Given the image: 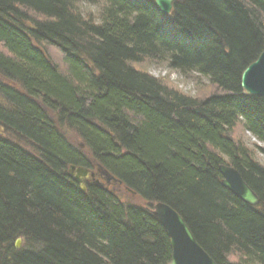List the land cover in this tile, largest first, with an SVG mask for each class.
<instances>
[{
    "label": "trees",
    "instance_id": "16d2710c",
    "mask_svg": "<svg viewBox=\"0 0 264 264\" xmlns=\"http://www.w3.org/2000/svg\"><path fill=\"white\" fill-rule=\"evenodd\" d=\"M112 5L97 26L74 0H0L11 53L0 50V264H168L154 203L214 263L236 244L245 264H264V98L240 85L264 52V0H175L169 15L153 0ZM145 63L209 89L191 96ZM222 165L256 206L220 185ZM71 166L100 167L110 182L81 192ZM119 185L149 208L121 201Z\"/></svg>",
    "mask_w": 264,
    "mask_h": 264
},
{
    "label": "water",
    "instance_id": "95a60500",
    "mask_svg": "<svg viewBox=\"0 0 264 264\" xmlns=\"http://www.w3.org/2000/svg\"><path fill=\"white\" fill-rule=\"evenodd\" d=\"M174 2L175 0H154L155 6L165 15L171 13ZM241 74L240 85L242 91L250 96L264 98V52ZM99 168H97L98 172L109 183L110 179L107 178V173ZM219 173L222 176L220 185L234 197L249 206H256L259 203L257 195L245 184L241 175L232 167L222 165L219 167ZM67 176L71 181L76 182L81 192L85 191L84 180L94 178V174L89 169L74 166L68 168ZM94 183L99 187L102 186L99 182ZM151 211L152 215L167 232L171 244L172 255L168 264H216L195 241L187 224L175 210L164 203H154ZM19 247L20 239L15 244L16 249H19Z\"/></svg>",
    "mask_w": 264,
    "mask_h": 264
},
{
    "label": "rangeland",
    "instance_id": "374dc122",
    "mask_svg": "<svg viewBox=\"0 0 264 264\" xmlns=\"http://www.w3.org/2000/svg\"><path fill=\"white\" fill-rule=\"evenodd\" d=\"M92 2H95V0H92ZM91 18V16H89ZM92 19V18H91ZM28 25V23H26ZM138 68H141L143 70H146L148 73L152 74L153 76H160L164 79V82L169 84L170 86L177 88L178 90L185 92L191 96H201L204 93H206L208 87V81L203 76H196L194 74H191L189 76H181L180 74H177L173 71H170L169 69L155 67L152 64L145 63L143 66H137ZM207 81V82H205ZM66 134V132H65ZM73 137V136H72ZM73 140V139H72ZM243 140H245L246 144L249 143L248 137H243ZM252 141L250 142V147L252 146ZM77 146H80L78 142L76 143ZM75 144V145H76ZM253 149V148H252ZM257 161L259 162V158H263L260 155H257ZM90 162H92V159H89ZM264 165V164H263ZM92 172L95 171L97 173L96 167L93 169H89ZM68 172V171H67ZM116 192V194L119 195L120 200L123 201L125 204H131L135 205L136 207H141L144 209H148L149 204L140 198L134 196L133 194L126 192L122 186L119 185V187L113 186L111 188ZM16 243V242H15ZM22 241H20V247L22 246ZM19 247V248H20Z\"/></svg>",
    "mask_w": 264,
    "mask_h": 264
},
{
    "label": "clouds",
    "instance_id": "9594fccd",
    "mask_svg": "<svg viewBox=\"0 0 264 264\" xmlns=\"http://www.w3.org/2000/svg\"><path fill=\"white\" fill-rule=\"evenodd\" d=\"M112 6V0H95V2H92V0H74L73 10L85 21H88L89 16H91V23L100 26L105 22V10ZM32 14L35 15V13ZM136 16V12H131L128 15V19L132 21ZM39 18L44 19L42 16ZM0 50L11 55V53H7V49L4 48L3 40H0ZM259 163L264 164V158H259ZM225 259L227 264H245V262L249 260V257L239 248L238 245L233 244L225 254Z\"/></svg>",
    "mask_w": 264,
    "mask_h": 264
},
{
    "label": "flooded vegetation",
    "instance_id": "af4514ba",
    "mask_svg": "<svg viewBox=\"0 0 264 264\" xmlns=\"http://www.w3.org/2000/svg\"><path fill=\"white\" fill-rule=\"evenodd\" d=\"M100 178H103V177L97 171V173L94 172V178L93 179L88 178V179L84 180V182H92V183H94V182H100L101 181Z\"/></svg>",
    "mask_w": 264,
    "mask_h": 264
},
{
    "label": "bare ground",
    "instance_id": "6f19581e",
    "mask_svg": "<svg viewBox=\"0 0 264 264\" xmlns=\"http://www.w3.org/2000/svg\"><path fill=\"white\" fill-rule=\"evenodd\" d=\"M153 1H154V0H153ZM80 168H81V167H80ZM83 168H85V167H83ZM97 168H99V167H97ZM97 168H96V169H97ZM86 169H87V168H86ZM90 171H91V170H90ZM97 171H98V169H97ZM91 172H92V171H91ZM94 172H95V171H94ZM94 172H92V173L94 174ZM221 178H222V176H221ZM85 183H86V182H84V186H85ZM17 241H18V240H17ZM20 241H21V240H20ZM15 244H16V243H15Z\"/></svg>",
    "mask_w": 264,
    "mask_h": 264
}]
</instances>
